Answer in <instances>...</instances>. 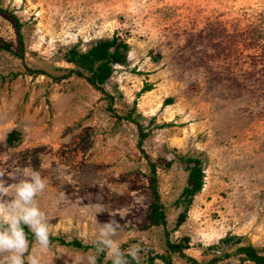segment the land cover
Instances as JSON below:
<instances>
[{"label":"rangeland","instance_id":"obj_1","mask_svg":"<svg viewBox=\"0 0 264 264\" xmlns=\"http://www.w3.org/2000/svg\"><path fill=\"white\" fill-rule=\"evenodd\" d=\"M0 6L15 15L22 36L20 48L12 20L0 14V171L9 186L21 173L40 172L47 185L36 202L50 236L87 247L53 241L42 250L31 235L26 264L30 254L40 264L94 258L105 264L116 258L102 243L108 238L138 264H165L159 256L187 264L166 243L185 238L182 253L201 264L240 246L264 255V0H0ZM113 35L129 49L104 93L70 73L74 66L63 54ZM189 157L201 162L204 177L187 204L181 193ZM151 165L164 226L149 224ZM13 195L10 188L6 198ZM111 220L116 234L104 237ZM136 249L134 260L128 253ZM239 258L215 264H240Z\"/></svg>","mask_w":264,"mask_h":264},{"label":"trees","instance_id":"obj_2","mask_svg":"<svg viewBox=\"0 0 264 264\" xmlns=\"http://www.w3.org/2000/svg\"><path fill=\"white\" fill-rule=\"evenodd\" d=\"M0 14L10 18L13 22L14 28L16 30V35L18 38V41L20 43V48L22 47V36L20 33L21 24L18 23L17 18L15 15L8 11L7 9H3L0 6ZM3 49L10 51V45L8 43L3 44ZM128 45L127 43L122 40L121 38H118L116 35H113L111 39L106 40H100L91 45L86 51H81L77 49L76 46L70 47L67 49L63 54V59L65 62L70 63L74 66L70 70V73H74L79 77H82L86 80V82L95 88L96 90H100L101 92H104V84L108 81L110 78L112 72H113V66L114 65H122L125 63L126 59V53L128 51ZM29 75L33 74H39L42 73L40 70L35 71H28ZM150 89L149 86L143 87L141 90L142 92L148 91ZM105 93V92H104ZM171 99L166 100V104H170ZM128 118L130 116H127ZM146 134L143 133V129L139 127V141L144 138ZM16 139V133L15 131H10L7 134L6 137V143L9 145H12L13 142ZM185 167L184 169L187 171V184L183 188L181 193V198L187 203L190 204L192 201L193 196L198 193L202 186H203V171L201 167V162L197 158H184ZM151 180H152V187H153V194L155 195L154 201L151 203V211L148 216L149 218V224L153 226H164L165 225V215L163 211V205L158 200L157 191L154 188L155 184V176H154V166L151 165ZM186 214V208L184 211L180 214V216L177 219V225H180L184 219ZM24 230L27 233V236L30 237L31 234L27 226H24ZM50 243L53 241H57L59 245L63 246H74L78 249H86L81 245L78 241H72V242H64L60 240L59 238H53L49 236ZM185 244L182 243H170L168 240L167 248L170 250V252H177L182 257H185L187 264H201L197 263L193 258H189L187 256H184L182 253L184 248H187L186 244V238ZM230 241V238L224 239L222 242L227 243ZM231 255H239L240 264H244L245 262H249L250 264H264V255L260 254L256 249H254L252 246H240L236 249V251L233 253H224L223 256H217L211 258L209 260L208 264H215L218 261H222V259H226L230 257ZM124 258H129L127 255L124 256ZM159 258L162 259V261L165 264H172L170 259H168L166 256H159ZM154 258H150L149 263H152ZM95 264H101L100 259H97L95 261ZM105 264H113V261H108ZM128 264H138L134 263V261L129 258Z\"/></svg>","mask_w":264,"mask_h":264},{"label":"clouds","instance_id":"obj_3","mask_svg":"<svg viewBox=\"0 0 264 264\" xmlns=\"http://www.w3.org/2000/svg\"><path fill=\"white\" fill-rule=\"evenodd\" d=\"M5 175L4 171H0V255L7 254L2 264H26L25 254L29 251V240L24 226L33 233L42 250L47 249L50 243L47 217L36 202L37 195L45 190L47 181L38 171L24 172L21 173L23 178L9 186ZM7 175L9 179L17 180L13 174ZM10 188L14 195L6 198L9 197ZM115 223V220H111L105 224L101 235L104 237L115 235L116 229L113 227ZM102 243L116 257L113 264H127L123 258L124 252L112 239H104ZM137 251L140 249L129 251L128 254L135 260ZM27 264H40V260L35 254H30L27 257Z\"/></svg>","mask_w":264,"mask_h":264}]
</instances>
